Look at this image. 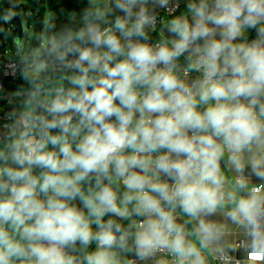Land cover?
Listing matches in <instances>:
<instances>
[{
    "label": "clouds",
    "instance_id": "clouds-1",
    "mask_svg": "<svg viewBox=\"0 0 264 264\" xmlns=\"http://www.w3.org/2000/svg\"><path fill=\"white\" fill-rule=\"evenodd\" d=\"M41 23L9 64L0 264H209L233 231L264 255V0H87Z\"/></svg>",
    "mask_w": 264,
    "mask_h": 264
},
{
    "label": "trees",
    "instance_id": "trees-1",
    "mask_svg": "<svg viewBox=\"0 0 264 264\" xmlns=\"http://www.w3.org/2000/svg\"><path fill=\"white\" fill-rule=\"evenodd\" d=\"M36 8L32 11L33 16V36L39 33L42 26V19L49 13L56 14L58 17V26L63 25L68 22V19L72 16L73 12L79 13L87 4V0H32ZM6 0H0V9L6 7ZM22 7L26 9V6L22 4ZM20 14V9L17 10ZM181 11V9H179ZM178 11V12H179ZM22 23V19H21ZM17 35V31H14ZM23 33V31H22ZM21 33V34H22ZM20 34V36H21ZM5 36L0 35V52L3 54L6 50ZM35 40L32 38V44ZM1 81L5 90L13 93L18 88L25 86L24 81L17 73L14 76H1ZM4 94V92H3ZM2 94V95H3ZM11 105L7 102V97L0 96V111L10 109Z\"/></svg>",
    "mask_w": 264,
    "mask_h": 264
},
{
    "label": "rangeland",
    "instance_id": "rangeland-1",
    "mask_svg": "<svg viewBox=\"0 0 264 264\" xmlns=\"http://www.w3.org/2000/svg\"><path fill=\"white\" fill-rule=\"evenodd\" d=\"M21 3L26 6V9L21 7L20 12H21V19H22V28H23V33L20 36V41L15 42V37L16 34L14 31H12L13 36L12 37H5L6 39V49L7 54L4 55L0 52V65L4 63L5 60H9L11 57L13 59L16 58L15 56V49L19 47H27L29 45H32V37H33V16L31 15H25V12H32L36 6L32 0H21ZM6 5V2H5Z\"/></svg>",
    "mask_w": 264,
    "mask_h": 264
},
{
    "label": "built area",
    "instance_id": "built-area-1",
    "mask_svg": "<svg viewBox=\"0 0 264 264\" xmlns=\"http://www.w3.org/2000/svg\"><path fill=\"white\" fill-rule=\"evenodd\" d=\"M180 9V8H179ZM179 9H176V12L178 13ZM25 13H30L32 14V12H25ZM161 16L164 17L165 19L168 18V13L167 11H162L161 12ZM11 29V31H15L16 28H12L11 25L7 26ZM6 42V40H5ZM7 50H5V52L3 53L4 55L7 54ZM15 53V51H14ZM15 59H13L12 57L9 59V60H5L3 64L0 65V96H4V97H8L11 95L10 92L6 91L5 90V87L3 86V83L1 81V76H14L11 74V69L9 68V64L14 61ZM4 92V94H3ZM3 94V95H2ZM10 109H6V110H3V111H0V124H2L4 122L3 120V113L5 111H8ZM248 259L249 260H263L264 259V255H260V254H252V255H248ZM234 260V257L232 256V254H230L228 251H224L220 254H216L214 253L213 255V261H214V264H231L232 261Z\"/></svg>",
    "mask_w": 264,
    "mask_h": 264
},
{
    "label": "crops",
    "instance_id": "crops-1",
    "mask_svg": "<svg viewBox=\"0 0 264 264\" xmlns=\"http://www.w3.org/2000/svg\"><path fill=\"white\" fill-rule=\"evenodd\" d=\"M182 6L180 7L181 10H182ZM254 35L255 33L252 32L251 36L254 37ZM228 242H230L231 245L235 248V251H228L234 257V260L232 261L231 264H264V259L263 260L248 259V254L244 252L240 247L239 235L236 231L232 232L231 237L228 239ZM213 255L214 253L209 258V264H214Z\"/></svg>",
    "mask_w": 264,
    "mask_h": 264
},
{
    "label": "water",
    "instance_id": "water-1",
    "mask_svg": "<svg viewBox=\"0 0 264 264\" xmlns=\"http://www.w3.org/2000/svg\"><path fill=\"white\" fill-rule=\"evenodd\" d=\"M14 23L17 25V27H16L17 35L16 36H19L20 37V34L23 31L20 15H19V18H17V20L14 21ZM156 35H158V34H156ZM19 41H20V39H19ZM19 41H17L15 39V42H19Z\"/></svg>",
    "mask_w": 264,
    "mask_h": 264
}]
</instances>
